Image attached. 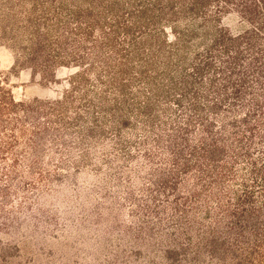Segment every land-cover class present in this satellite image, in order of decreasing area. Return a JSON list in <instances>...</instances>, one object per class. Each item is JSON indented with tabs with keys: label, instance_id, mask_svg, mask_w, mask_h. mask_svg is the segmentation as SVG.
<instances>
[{
	"label": "rangeland",
	"instance_id": "rangeland-1",
	"mask_svg": "<svg viewBox=\"0 0 264 264\" xmlns=\"http://www.w3.org/2000/svg\"><path fill=\"white\" fill-rule=\"evenodd\" d=\"M0 264H264V0H0Z\"/></svg>",
	"mask_w": 264,
	"mask_h": 264
},
{
	"label": "trees",
	"instance_id": "trees-1",
	"mask_svg": "<svg viewBox=\"0 0 264 264\" xmlns=\"http://www.w3.org/2000/svg\"><path fill=\"white\" fill-rule=\"evenodd\" d=\"M238 57V56H237Z\"/></svg>",
	"mask_w": 264,
	"mask_h": 264
}]
</instances>
